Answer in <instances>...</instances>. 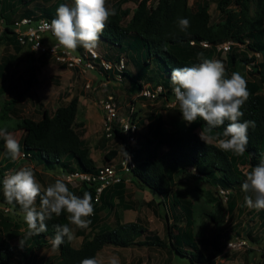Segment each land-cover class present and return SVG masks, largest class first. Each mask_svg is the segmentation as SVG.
I'll list each match as a JSON object with an SVG mask.
<instances>
[{"label": "trees", "instance_id": "obj_1", "mask_svg": "<svg viewBox=\"0 0 264 264\" xmlns=\"http://www.w3.org/2000/svg\"><path fill=\"white\" fill-rule=\"evenodd\" d=\"M66 1H52L49 5L42 7L43 13L38 17L45 15L44 17L52 20L57 7L60 4H65ZM126 1L128 0L110 1L109 6L115 10L116 15L110 17L100 39L108 41L115 47L112 52L114 55L107 52L106 58L117 62L123 56L120 54L127 52L129 57L136 62L138 69L135 74H131L127 68L123 71V77H130L132 81L129 85L130 90L138 91L145 84L150 85L154 82L155 86L160 83L165 89L160 95L167 100L172 99L171 70L198 65L201 62L199 53H203L204 59H212L215 53H220L215 49V44L228 40L243 43L246 46V51L234 52V47H232L226 53L229 67L226 70V76L230 77L232 72H238V64L241 62L243 65H249L258 59L254 55L249 57L247 52L258 53L261 57L258 63H254L259 79L245 80L249 98L241 109L244 115L240 118V122L252 120L255 121V127L248 129V144L242 155L237 156L232 152H225L218 148V138H223L221 135L223 126L209 130L205 122L199 118L186 127L173 128L169 131H163L161 123L155 124L156 127L154 126L152 131L153 138L146 139L144 145L129 143L115 129L116 137L125 143V151L131 153L135 160V166L126 174L123 171L120 172L122 180L119 183L103 188L99 201L95 200L96 183L83 181L80 185L82 189L91 193L94 210L104 206L114 207L110 199L115 194L122 201L123 209L131 207L132 203H128V199L123 196L127 179H132L137 185L159 194L162 200L156 201L153 198L149 201V205L157 207L161 203L167 209H171L175 218H177L176 212L180 211L186 221V226L179 227L174 224L173 229L172 226H166L170 246L174 251L177 254L187 255L190 260L189 264H218L216 263L218 256L216 251L221 252L222 250L218 243L220 233H217L213 240L216 251L211 250L205 253L198 244V239L201 237L197 236L193 224L196 202L188 198H177L175 195L176 198L170 205L167 203V198L175 194L176 171L185 172L187 166L197 171L200 181H208L218 188L230 190L241 185L246 178V173L240 165L247 166L248 171H251L264 158V0L255 1L254 14L251 13L250 0H233L235 4L239 5L236 11L228 7L231 0H217V5L221 13L224 14V18L217 21H211L209 5L205 0L197 1L195 8L188 3V0H157L154 6L148 5V0H135L137 5L133 9L124 7L123 4ZM23 2L26 3V0H0V16L6 18L8 23L12 22V19H9L7 15L11 10H15L18 3L22 4ZM27 11L20 13L19 16L30 12ZM129 14L130 17L126 19ZM178 17L187 18L190 21L187 33L179 31L176 24ZM125 19L126 22L123 24ZM5 32L3 36L0 35L1 39L6 38L9 43H13L16 49L22 46L15 40L16 38L9 27H6ZM202 41L208 42L209 45H201ZM41 56L50 55L44 52ZM8 67H10L9 64L0 63V79ZM32 84L30 76L28 80L25 79L24 87L16 94V97H12L7 104L1 106L0 121L11 116L18 118L14 127H6L10 132L16 128L21 130L18 139L21 150L28 153L29 158L41 163L43 167L52 169L58 167L68 173L75 169L94 172L97 168L90 156L89 143L77 130V127L82 129V122L77 121L78 94L72 95L66 104L57 106L52 113L45 108L42 117L36 119L32 116L20 115L16 106V102L29 93ZM227 123L228 121H225V126ZM0 127H2L1 124ZM197 128L209 138L208 141L201 139L196 133ZM161 145H167L168 149L165 152H160ZM4 151V141L0 139V161ZM116 153V150L112 151L111 156L106 153L107 161L112 159ZM0 173L1 176L4 175V168H0ZM0 202L10 206L14 211H20L18 205L14 207L7 204L2 191H0ZM37 202L39 203V198H37ZM229 205V209L234 208V201L231 200ZM201 210L205 213L204 208L201 207ZM165 215L168 216V212ZM92 216L96 218V215ZM209 216L214 223V229H217L218 217L210 213ZM259 216L264 222V210H259ZM46 223V232L25 239V244L30 247V253L25 254L26 251L24 252L23 261L25 264H32L30 258L33 251L51 244L50 239L55 236V225L67 224L69 226L70 224L66 212L59 217L53 216V219ZM115 223L116 225L112 228L99 229L90 238L84 239L79 247L74 246L72 241L68 242L65 238V242L57 249L59 251L58 259L43 261L40 264H80L84 258L96 257L99 259L98 252L104 245L115 247L159 246L171 250L167 241L161 239L157 233L145 234L147 228L138 221L122 222L116 216ZM1 226L2 223H0ZM15 257L16 251L0 228V264H13ZM19 262L18 260L17 263L19 264Z\"/></svg>", "mask_w": 264, "mask_h": 264}, {"label": "rangeland", "instance_id": "obj_2", "mask_svg": "<svg viewBox=\"0 0 264 264\" xmlns=\"http://www.w3.org/2000/svg\"><path fill=\"white\" fill-rule=\"evenodd\" d=\"M54 0H26V3H22L15 7V10H11L7 17L9 19H15L20 13L28 10L27 14L32 16H39L43 11L42 7L49 5ZM110 1L107 0L108 5ZM202 2L203 0H188V3L195 8L196 2ZM209 5V12L211 14V21L222 20L224 14L221 13L220 8L217 5V0H205ZM255 1L250 0L251 13L255 12ZM157 0H148V5L154 6ZM65 4L71 6L73 0H67ZM125 8L131 9L136 7L135 0H128L123 4ZM229 9L236 11L239 5L235 4L233 0L228 4ZM43 16V15H42ZM45 16V15H44ZM43 16V17H44ZM130 14L126 17L129 18ZM123 20V24L126 22ZM98 51L106 56L107 52L111 53L115 50L108 41L100 39L98 44ZM246 46L243 43H237L234 46L235 51H246ZM39 52H33L29 48L28 44H23L20 48L16 49L13 43H9L6 38H0V63H7L10 65L8 69L3 73L0 79V109L1 106L8 103V100L12 97H16V94L24 87L25 79L31 76L33 84L28 94L22 99L16 102L18 112L20 115L32 116L39 119L42 117V113L46 108L49 112H53L59 105L66 104L72 95L78 94V110L77 121L82 122V129L77 127L81 136L86 137L90 146V155L96 163L105 162L117 163L125 149V143L116 137L115 132L108 135L104 126L103 111L101 106V99L107 96V94H114L115 100L121 109V113L126 112L129 104L132 103L135 106V114L139 121L138 133L136 138V144L146 143V139L153 138L152 133L155 124L161 123L163 131H169L173 128H183L188 124L182 120V114L179 111L178 102L173 103L172 99H165L159 95L153 99L143 97L139 95L140 90H130L129 85L132 81L130 77L118 81L116 79L106 78L104 74L98 77L99 72L89 71L88 73L77 72L75 69L61 64L55 60L52 56L42 57ZM248 56L254 55L258 59L255 62H251L249 65H243L241 62L238 64L239 73L247 81H254L259 79L254 63H258L261 57L259 54H253L251 51L247 52ZM126 61L127 70L131 74H135L138 69L136 62L131 59L128 53H122ZM212 59L220 60L225 69L228 70V62L226 60V53H215ZM32 67L33 69H31ZM90 81L93 86H97L96 90L88 89L85 85L87 81ZM154 83V82H153ZM150 83V87L154 88V84ZM149 85V84H148ZM146 87V85H144ZM18 118L11 116L3 121H0L2 127H14ZM88 122L89 132L85 129L83 131L84 123ZM78 123V124H79ZM88 127V126H87ZM14 137L18 140L21 134V130L16 128L11 131ZM196 133L200 136V129H196ZM205 140H209L203 133ZM201 137V136H200ZM130 143V142H129ZM114 149L116 150L115 157L107 161L106 153L109 154ZM168 149L167 145H161L160 152H165ZM13 161L7 154L6 149L4 153L10 160V166L6 167L3 162L0 161V168L6 170H18L21 167H28L34 171L35 177L38 182L61 179L68 184V187H73L72 183L67 182L64 177L68 172L55 167L46 168L41 163H38L35 159L22 155ZM37 163L42 168V173L36 168ZM76 165V162H74ZM99 163V165H100ZM244 172H250L247 166L240 165ZM75 167V166H74ZM187 171L175 173V194L167 198V203L171 205L174 198H188L193 202H196V208L193 214V224L198 239V244L202 251L205 253L215 250L213 243L214 237L217 233H220L218 237V243L221 252H217L216 263L218 264H264V222L261 221L259 216V210L254 208H248L245 205L244 193L241 190V185L235 186L232 189H222L214 186L210 182L200 181V177L197 171L187 166ZM1 176V173H0ZM0 191H2V178ZM42 183V182H41ZM128 196L130 200L136 203L133 210L129 211V215L126 214V218L137 219L139 223L143 224L147 231L145 234H153L154 232L161 238L167 241L170 251L166 248H160L159 246L153 247H115L109 245L104 247L101 259L104 264H107V260L111 256L119 258L120 264H189L190 261L187 255L177 254L176 251L170 246L168 238V230L166 226H172L177 224L180 226H186V221L180 211L176 212L177 218L173 217L171 209H167L161 203L155 207L149 205V201L155 198L156 201L162 200L161 196L155 192H151L146 188L141 187L134 183L132 179H127ZM76 187H80L79 183ZM223 192H221V190ZM3 192V191H2ZM220 193H224L221 195ZM176 195V196H175ZM221 195V196H220ZM234 201V208L229 209V202ZM230 200V201H229ZM204 208L205 213L201 210ZM102 216H105L106 221L112 224L113 216L107 214L106 210L101 209ZM168 212V216L165 215ZM210 214H214L219 219V225L214 229V223L210 220ZM108 219V220H107ZM0 223L2 226L3 235L13 245L12 247L16 251V257L13 258V264H17V261L24 260L25 254L30 253L28 248L24 250L18 245V239L25 234L27 225L24 222L20 211H14L8 205L1 204L0 202ZM115 224V223H114ZM74 233V231H73ZM252 236L250 237L251 234ZM23 234V235H22ZM75 235V234H74ZM75 237V236H74ZM242 238L245 240V244H241L239 247L231 248L227 246L229 240L234 238ZM253 238V239H252ZM75 242H77L76 238ZM28 250V251H27ZM34 252V251H33Z\"/></svg>", "mask_w": 264, "mask_h": 264}, {"label": "clouds", "instance_id": "obj_3", "mask_svg": "<svg viewBox=\"0 0 264 264\" xmlns=\"http://www.w3.org/2000/svg\"><path fill=\"white\" fill-rule=\"evenodd\" d=\"M115 15V10L108 5L107 0H73L71 6L60 4L56 9L55 17L45 27L67 53L75 52L78 47H83L92 53L98 47L100 35L110 17ZM6 23L11 22L6 21ZM176 24L183 33H187L190 27V21L183 17H178ZM198 55L201 58L198 65L173 68L170 74L172 92L179 104L182 120L190 125L199 118L205 122L209 130L223 126L221 134L223 138H218L217 147L240 156L246 151L248 129L255 127V121L240 122V118L244 115L241 109L249 98L246 81L238 72H232L230 77L226 76L225 66L220 60L204 59L203 53ZM147 86L150 87L148 84ZM225 121H228L226 126ZM200 136L204 141L202 133ZM0 139L4 141L8 156L15 161L21 153L20 144L6 126L0 127ZM132 144H136V141ZM126 155L127 160L130 159L127 153ZM5 173L2 180L4 199L9 205L19 206L20 215L27 225L21 244L26 238L46 232V221L52 220L53 216L59 217L65 212L69 223L76 228L87 229L91 224V220L88 219L94 214L91 193L86 191L82 197L78 196L70 191L68 184L61 179L42 189L34 171L28 167ZM245 176L241 184V190L246 193L245 205L250 209L264 210V158ZM78 183L81 185L82 182L78 180ZM37 198H39L38 210L34 206ZM54 227L55 236L50 239L53 250L58 249L65 242V238L68 242L74 239L73 230L67 224H57ZM80 264H104V261L89 257L82 259ZM107 264H120L119 258L111 256Z\"/></svg>", "mask_w": 264, "mask_h": 264}, {"label": "built area", "instance_id": "obj_4", "mask_svg": "<svg viewBox=\"0 0 264 264\" xmlns=\"http://www.w3.org/2000/svg\"><path fill=\"white\" fill-rule=\"evenodd\" d=\"M51 19L46 17L32 16L29 14L22 15L12 20L10 24H7L5 18L0 16V35L3 36L6 32V27L12 30V34L15 36V40L23 45L28 44L31 51H38L40 55L47 52L50 56L54 57L55 60L63 65L70 67V69H75L77 72L88 73L89 71H96L100 74H104L106 78L116 79L122 81L123 71L126 69L127 59L121 56L119 61L115 62L106 58L102 55L98 48H96L92 53L86 51L83 47H78L75 52L71 54L67 53L62 47H60L55 38L52 36L51 32L45 27L49 24ZM203 46H208L209 43L202 42ZM235 41L230 40L221 44H216L215 49L219 52L225 53L235 45ZM107 73V74H106ZM111 75V76H109ZM88 89L96 90L98 87L93 86L88 80L86 85ZM139 95L153 99L158 97L161 92H164V86L157 84L154 88L142 86ZM114 94H107L106 97L101 99V106L103 111L104 126L111 135L115 129L122 133L126 140L130 143H134L137 138L138 124L137 115L135 114V106L130 103L126 112L121 113V109L115 100ZM174 96V93H173ZM177 102L175 96L173 97V103ZM130 159L127 160V155ZM117 163H103L96 167L94 172H83L80 170H73L67 173L64 179L72 183L73 185L80 182L96 183L95 185V200H100V193L106 186L109 187L115 183H119L122 180V175L120 172L126 174L127 171L135 166V160L132 158L129 151H125ZM22 155L26 154L22 152ZM28 156V154H27ZM10 171H6L8 173ZM5 173V174H6ZM4 178V176H3ZM2 178V180H3ZM221 190V189H220ZM223 192V190H221ZM223 195L224 193H220ZM245 244V240L242 238H235L233 241H229L227 246L235 248ZM19 264H24L21 261Z\"/></svg>", "mask_w": 264, "mask_h": 264}, {"label": "crops", "instance_id": "obj_5", "mask_svg": "<svg viewBox=\"0 0 264 264\" xmlns=\"http://www.w3.org/2000/svg\"><path fill=\"white\" fill-rule=\"evenodd\" d=\"M99 76H100V74H98V77ZM84 128L89 132V125H88L87 121L83 125V131L85 132ZM85 137H86V135L83 136V138H85ZM142 143L143 142L138 143V144H142ZM114 150L118 151V149H114ZM123 151H125V149ZM118 152H120V151H118ZM111 153H112V151L108 155L111 156ZM92 159H93V157H92ZM1 162H3V164H5L6 167H9L11 165L10 160L8 159V157L5 153L2 157ZM99 163L100 162L96 163V166H98ZM102 163L103 162H101L100 164H102ZM37 166L38 167H36V168L39 170L40 173H42V168H40V165L38 163H37ZM50 179H51L50 181H47L44 179L43 181L41 180L42 183L39 182L42 186V189L46 188L49 184H53L56 181V179L55 180H52V178H50ZM36 180H37V178H36ZM116 189H118V188H116ZM69 190L72 191L74 194L81 196V197L83 196V193L86 192V190L82 189L81 186L80 187L73 186L71 188L69 187ZM128 191H129L128 185H127V183H125L124 190H123V196H125V199L130 200V197L128 196V194H129ZM112 196L113 197H112V199H110V201L114 204V207L104 206V207L97 208V210H94V215H96V218H93L94 216L88 217V219L89 218H92V219H90L91 224L89 225V227L87 229H79V228H76V226L69 224V227L74 231V234H75L74 238H76V240H77V242H75V239L72 240V243L74 246L79 247L82 244V242L84 241V239L90 238L95 232H98L99 229H101V228H112V227H114L116 225V223H115L116 216L119 217L120 221H122V222L133 220V218L132 219L126 218V214L129 215V211L134 209V206H136V203L134 201L132 202L131 200L130 201L127 200L128 203L129 202L132 203V206L129 208L123 209L121 207L122 201H120L119 196L117 194L112 195ZM34 206L36 208H38L39 203L36 201V204ZM103 208H104V210L107 211L106 213L109 214L110 217H111L110 212L112 213L113 221L115 224L114 223H112V224L108 223V221H106V219H105V216L104 217L102 216V211H100V210ZM138 218H139V216L136 215V219L133 221H138L137 220ZM21 239H22V237H21ZM21 239H18V245L23 249L28 248L29 245L25 244V242L23 244L20 243ZM107 246H109V245H106V246L104 245L99 250V252H98V258L99 259H101V254H102L104 247H107ZM58 257H59V251L57 249L53 250L51 244H49V245L47 244L44 247H42L41 249L35 250L33 252V254L31 255V258H30V262H32V264H40V263H43V261H49V260L52 261L54 259H58Z\"/></svg>", "mask_w": 264, "mask_h": 264}]
</instances>
